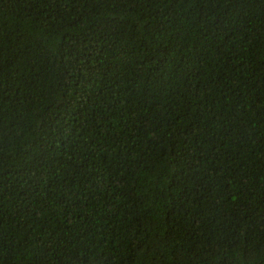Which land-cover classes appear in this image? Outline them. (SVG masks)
Listing matches in <instances>:
<instances>
[{
  "label": "trees",
  "instance_id": "obj_1",
  "mask_svg": "<svg viewBox=\"0 0 264 264\" xmlns=\"http://www.w3.org/2000/svg\"><path fill=\"white\" fill-rule=\"evenodd\" d=\"M0 264H264V0H0Z\"/></svg>",
  "mask_w": 264,
  "mask_h": 264
}]
</instances>
